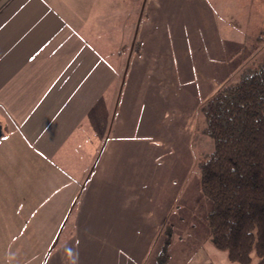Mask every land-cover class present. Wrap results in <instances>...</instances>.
I'll use <instances>...</instances> for the list:
<instances>
[{
	"label": "crops",
	"instance_id": "obj_1",
	"mask_svg": "<svg viewBox=\"0 0 264 264\" xmlns=\"http://www.w3.org/2000/svg\"><path fill=\"white\" fill-rule=\"evenodd\" d=\"M140 3L0 0V203L12 201L16 222L0 249L14 256L35 240L43 251L19 252L16 264H155L167 223L169 264L192 260L175 235L199 223L181 213L200 188L196 139L208 143L199 109L252 58L253 41L237 38L213 0ZM29 162L58 170L68 191L55 174L41 178L43 196L27 197ZM60 194L53 232L30 237Z\"/></svg>",
	"mask_w": 264,
	"mask_h": 264
},
{
	"label": "trees",
	"instance_id": "obj_2",
	"mask_svg": "<svg viewBox=\"0 0 264 264\" xmlns=\"http://www.w3.org/2000/svg\"><path fill=\"white\" fill-rule=\"evenodd\" d=\"M255 41L264 44V31ZM256 48L238 73L202 103L197 126L213 142L212 151L196 163L201 192L211 203L207 241L239 264H264V45ZM161 234L155 264H169L170 223Z\"/></svg>",
	"mask_w": 264,
	"mask_h": 264
},
{
	"label": "rangeland",
	"instance_id": "obj_3",
	"mask_svg": "<svg viewBox=\"0 0 264 264\" xmlns=\"http://www.w3.org/2000/svg\"><path fill=\"white\" fill-rule=\"evenodd\" d=\"M133 0H124L125 3H129ZM215 2V5L217 6L218 11H220L221 20L224 23H228L231 26H233L231 29L236 32V36L239 40L243 41L244 36L246 35V38L248 37V42H252L249 44V46L252 48V51L254 52L257 50L256 47L263 46L262 44H257L255 39L257 36L260 35L261 32L264 31V0H213ZM135 2H139V0H135ZM141 2V0H140ZM139 4L137 6L135 5L134 12H138ZM142 7V6H141ZM249 48V49H251ZM256 48V49H255ZM260 53V52H259ZM207 143L206 145L200 144V139H196V154L200 158H202L206 153H209L213 149V142L210 138L205 137ZM0 161L4 162L3 159H0ZM6 165V164H5ZM4 163L0 162V167L5 166ZM40 165V166H39ZM38 169L34 170L33 165L31 162L26 164L27 168L21 170L20 178H25L23 183L26 186L23 187L25 192L27 193V197L30 195H37L39 198L43 196V193H39L43 184L41 178H51L54 177V180H58V170H56V173L53 172L50 168H48V165L39 164ZM6 167V166H5ZM43 169V173H41V169ZM41 173V174H40ZM55 174L58 177V179L55 178ZM195 174H197L195 170ZM24 176V177H23ZM34 176L36 177V180H38L37 183H35V186L30 182ZM65 182V183H64ZM56 185L55 188H61L65 187V191H68L67 185V179L61 178L57 182H55ZM2 181L0 179V185H2ZM1 189V187H0ZM39 191V192H38ZM45 192V190H44ZM64 194V193H63ZM33 197V196H32ZM47 197V196H46ZM63 196L60 194L59 196H56L53 200H47L45 202V205L47 208L45 211H43L42 214H40L36 219H33V225L34 228L30 230V237L34 238L35 234L34 232L37 229V226H40L44 232L46 237L49 236L50 232H53V228L56 226L57 223V214L52 211V209L55 210H61V205L56 206V204L60 201V199ZM35 197H30V203L34 204L36 201H34ZM50 199V198H49ZM66 205L67 202L62 203ZM8 205V206H7ZM12 205L11 202H5L0 203V246H2L3 241L5 237L12 234L10 226L16 227V222L12 218L11 214H6L7 209ZM5 206L8 208L6 209ZM75 206V205H74ZM177 206V205H176ZM180 208V206H179ZM211 210V203L207 201L200 188L197 187L196 193L193 196V198L186 204L182 205L181 207V213H186V215H195L194 217H190L191 220H195L196 222H199L197 225L194 226V228H191V222L187 224L184 229H189V232H186L184 234L178 233L175 236H183L185 240V249L188 253V257H190L192 260L189 264H239V263H233L230 262L227 253L224 251H220L216 249L214 246H212L208 241L209 236V230L206 223V216L207 213ZM71 214V212H70ZM187 220V217H185ZM63 223L64 226H62V233L64 230L66 231L67 225L70 224V219L67 217ZM184 229H180L181 231H184ZM56 233V231H55ZM44 235V236H45ZM176 237V239H178ZM32 243H35L32 245L33 248L30 250L24 249L23 250H15L14 256H12L11 251H2L0 249V264H16L17 261V254L19 252H23L25 256L29 253L28 258L32 259L31 256L39 254H43L42 250H38L37 248V242L34 240ZM17 247H21V244L17 245ZM40 248V245H39ZM18 249V248H17ZM11 254V255H10ZM16 254V255H15ZM30 256V257H29ZM36 257V256H35ZM34 257V258H35ZM16 261H15V259ZM36 259V258H35ZM34 259V260H35ZM12 260V261H11ZM24 260V259H23ZM34 262V261H33ZM43 260L41 257L38 258V260L35 261L34 264H42Z\"/></svg>",
	"mask_w": 264,
	"mask_h": 264
},
{
	"label": "water",
	"instance_id": "obj_4",
	"mask_svg": "<svg viewBox=\"0 0 264 264\" xmlns=\"http://www.w3.org/2000/svg\"><path fill=\"white\" fill-rule=\"evenodd\" d=\"M2 134H3V131H2V124H1V122H0V139H1V137H2Z\"/></svg>",
	"mask_w": 264,
	"mask_h": 264
}]
</instances>
